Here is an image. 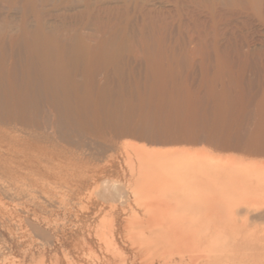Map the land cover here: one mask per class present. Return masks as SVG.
Segmentation results:
<instances>
[{"label":"rangeland","instance_id":"1","mask_svg":"<svg viewBox=\"0 0 264 264\" xmlns=\"http://www.w3.org/2000/svg\"><path fill=\"white\" fill-rule=\"evenodd\" d=\"M10 83L44 123H0V264H245L213 236L264 218L157 178L264 164V0H0Z\"/></svg>","mask_w":264,"mask_h":264},{"label":"bare ground","instance_id":"2","mask_svg":"<svg viewBox=\"0 0 264 264\" xmlns=\"http://www.w3.org/2000/svg\"><path fill=\"white\" fill-rule=\"evenodd\" d=\"M31 64V63H30ZM8 70H9V66H4L3 68H2V72L1 73H5V74H7V73H9L8 72ZM25 90V89H24ZM23 90L21 89V92H22ZM20 90L16 87V86H14L12 83H10V86H9V92L5 95V96H2L1 94H0V123L1 124H9V123H15V122H22V121H24L25 119H27V120H29V122L31 123V124H35V125H40L41 123H44V119L41 117L40 118V116L38 117V115H37V110L35 111L34 109V111L32 110V109H30V108H28L27 106L29 105V104H27L28 103V100L26 101L25 100V97L24 96H22L20 93ZM6 93V92H5ZM24 94V93H23ZM26 94V93H25ZM27 99V98H26ZM33 108V107H32ZM35 108V107H34ZM43 108H45V107H43ZM49 109H50V107H48ZM45 110V109H44ZM51 110V109H50ZM61 110V109H60ZM58 111V110H57ZM50 113H52L51 111H50ZM39 114V113H38ZM55 119V118H54ZM56 119H57V117H56ZM48 122V121H47ZM58 122V121H57ZM52 124V123H51ZM50 124V125H51ZM56 125H57V123H56ZM44 126V125H43ZM52 126H54L53 124H52ZM13 127H14V125H13ZM16 127V126H15ZM17 127H19V128H21L19 125L17 126ZM56 129V128H55ZM43 131V130H42ZM45 131V130H44ZM27 133V132H26ZM56 133V132H55ZM46 136V135H45ZM50 137V136H49ZM52 139V138H51ZM172 163V162H171ZM139 176H140V182H146L148 179H147V175H148V173L150 172L149 170H148V166H145V165H143V161H139ZM159 164H161V163H159ZM163 164V163H162ZM161 164V165H162ZM165 164V163H164ZM167 164V163H166ZM167 166V165H166ZM165 166V167H166ZM171 166H174V165H171ZM164 168V167H163ZM184 168V167H183ZM182 168V169H183ZM186 168H187V166H186ZM186 168H184V169H186ZM178 169H180V167L178 168ZM182 169H181V172H183L184 171V169H183V171H182ZM188 169V168H187ZM195 169V168H194ZM205 169H202V168H200V169H196L195 171V174H194V171H193V169H192V171H190L189 172V174H188V172L186 171V172H184V174H181V173H178L179 175H176V176H173V177H163V178H157V180H159V182H162V183H164V184H168V185H193L194 187H195V189L198 191V192H201L200 190L202 189V185H203V183H206L207 182V185L208 184H210V185H208V186H210L212 189H213V187H212V184L213 183H216V184H214V185H224L225 187H228L229 189H226V188H224V189H226V190H231L230 192L232 193V196H230V197H232V199L233 198H235V199H237V196L238 197H240L239 198V200H243V201H240L241 203L243 202L244 203V205L247 207L248 206V208H247V210L245 211V213L243 212V215L245 216V214H247L248 213V216H249V214L251 213L252 214V212H254V214H256V215H254V216H257L258 218L259 217H261L262 219L264 218V164H251V165H247L246 167H245V169L244 170H232L231 172L230 171H228V172H223V173H217V174H215L214 172H209L210 170H205ZM198 171V172H197ZM207 171L209 172V174L211 175H213L214 174V176L212 177L211 176V178H209L208 176H207ZM192 172V173H191ZM158 175V174H157ZM209 182V183H208ZM211 182H213L212 184H211ZM206 185V184H205ZM206 185V186H207ZM217 185V186H218ZM208 186H207V190H208ZM205 188V187H204ZM222 190V189H221ZM31 191V190H30ZM258 191H261V193L259 194L258 193ZM208 192H210V191H208ZM213 192V191H212ZM223 192H225V190H223ZM205 193H206V191H205ZM229 193V192H228ZM207 194V193H206ZM216 193H214V194H212V195H215ZM221 194H223L222 192L219 194H216L215 195V197H213V199H216V198H218L219 197V195H221ZM208 195H209V193H208ZM225 195H226V192H225ZM225 195L223 194L222 196H220V197H222V199L225 197ZM228 195V194H227ZM229 196V195H228ZM227 196V197H228ZM210 197V196H209ZM212 199V200H213ZM219 199H221V198H219ZM218 199V200H219ZM230 199V198H229ZM234 199V200H235ZM210 200H211V198H210ZM238 200V199H237ZM222 201V200H221ZM224 201V200H223ZM222 201V202H223ZM212 202V201H211ZM220 202V201H219ZM222 202H220V203H222ZM236 202V201H235ZM212 203H214V204H216L215 203V201H213ZM226 203V202H225ZM231 203H233V202H231ZM217 205V204H216ZM227 205V204H226ZM223 206H225V205H223ZM220 207V206H219ZM239 207H237V208H235V209H233L234 210V213H235V211L237 212L238 211V213L240 212V210L242 209H240L239 208V210H237ZM225 209V208H224ZM224 210L222 209V212H223ZM224 212H226V211H224ZM232 213H233V211H231ZM247 212V213H246ZM230 213V212H229ZM233 213V214H234ZM237 213V214H238ZM236 214V215H237ZM241 214V213H240ZM239 214V215H240ZM250 214V215H251ZM232 215V214H231ZM235 214H234V216H236ZM242 215V214H241ZM252 216V215H251ZM245 218L247 219V217L245 216ZM248 218H252V217H248ZM258 218H255L254 217V219H258ZM260 219V218H259ZM229 221V220H228ZM231 228V231H234L235 229H237V228H234L233 226H231L230 225V227H229V229ZM42 229V228H41ZM40 229V230H41ZM207 229H213V230H218L219 228H207ZM222 228H220V230H221ZM39 230V231H40ZM45 232V231H44ZM215 232V231H214ZM221 232H222V230H221ZM39 234H40V232H39ZM222 234V233H221ZM215 235V236H213V237H216V238H219V239H225V240H227V238H228V240H227V242L225 243V244H227L228 242L230 243V240H231V243H234V244H236V245H231V244H228V245H230L231 246V248L232 247H236V248H232L231 250H230V252L232 251L233 252V254H234V251H235V249H243V247H241V245H244V246H246L247 248H245L244 247V249H243V251L241 250V251H239V250H237V252H235V254L237 253H241V254H245V252H246V250H249V249H251L252 250V248L254 249V250H252V252H251V250H249V251H247V253L245 254V255H243V257L242 256H240L241 257V259L242 260H244V261H248L249 259H250V257L251 256H253V251H255V249L257 248V249H261V247L263 248V249H259V250H257V254H255L257 257H251L252 258V260L250 261V263L251 264H264V236L263 237H261V239H260V236H256V237H254V238H259V239H257V242L255 243L254 241V243L252 242V239L254 240V238H253V235H252V237H251V235L250 236H244L243 234L242 235H239V236H241V239H240V241H239V239H238V237L237 236H235L236 234H232V235H226L225 233V236H223V235ZM214 235V234H213ZM51 237V236H50ZM211 237H212V235H211ZM211 237H209V238H211ZM237 237V238H236ZM242 237H244L243 239H242ZM246 237H247V239L249 240H247L246 239ZM215 238V239H216ZM231 238V239H230ZM236 238V239H235ZM240 238V237H239ZM215 239H210V242H212L211 240H215ZM256 239H255V241H256ZM224 240V241H225ZM233 240H237V242L239 243V244H237V242L236 241H233ZM241 240H243V242L244 241H248L247 243L249 244V246H248V244L246 245L245 243H243ZM220 240H217V242H219ZM241 242V243H240ZM220 243H222V241L220 242ZM258 244V245H257ZM219 245V244H218ZM222 245H223V243H222ZM237 245H239L238 246V248H237ZM252 245H254V246H252ZM257 245V246H256ZM260 246V247H259ZM252 247V248H251ZM259 247V248H258ZM215 248V247H214ZM230 248V247H229ZM249 248V249H248ZM213 249V248H212ZM217 250V249H216ZM216 250H212L210 253H213L214 251H215V253H216ZM234 250V251H233ZM244 250H245V252H244ZM239 251V252H238ZM258 251H260V252H258ZM225 252H227L228 253V250L226 251L225 250ZM250 253L252 254L251 256H250ZM225 254V253H224ZM239 255V254H238ZM246 255H248V257L246 256ZM212 256H214V255H212ZM250 256V257H249ZM219 258H220V256H219ZM223 258V257H222ZM246 258H248V260L246 259ZM255 258V259H254ZM257 258V259H256ZM210 259H212V258H210ZM209 259V260H210ZM245 262V264H247ZM253 262V263H252ZM244 263V262H243ZM242 264V263H241Z\"/></svg>","mask_w":264,"mask_h":264}]
</instances>
